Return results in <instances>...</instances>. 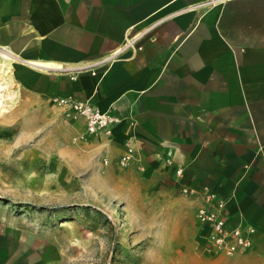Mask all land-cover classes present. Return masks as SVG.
<instances>
[{
  "label": "crops",
  "instance_id": "crops-1",
  "mask_svg": "<svg viewBox=\"0 0 264 264\" xmlns=\"http://www.w3.org/2000/svg\"><path fill=\"white\" fill-rule=\"evenodd\" d=\"M0 83L21 113L61 110V162L127 201L176 215L225 198L230 223L256 228L226 263L264 264V0H0ZM57 97L116 116L112 134L87 133Z\"/></svg>",
  "mask_w": 264,
  "mask_h": 264
},
{
  "label": "rangeland",
  "instance_id": "rangeland-1",
  "mask_svg": "<svg viewBox=\"0 0 264 264\" xmlns=\"http://www.w3.org/2000/svg\"><path fill=\"white\" fill-rule=\"evenodd\" d=\"M5 101L0 264H228L234 254L212 246L184 202L175 215L155 196L127 201L106 178L61 162V110L25 114Z\"/></svg>",
  "mask_w": 264,
  "mask_h": 264
},
{
  "label": "built area",
  "instance_id": "built-area-1",
  "mask_svg": "<svg viewBox=\"0 0 264 264\" xmlns=\"http://www.w3.org/2000/svg\"><path fill=\"white\" fill-rule=\"evenodd\" d=\"M139 37H133L128 41V45L139 44ZM55 102L67 117L81 118L86 123V131L89 134H112V127L118 121L113 114L102 111L100 108L91 103L75 99L72 97H57ZM77 136L75 140L82 138ZM135 148L126 143V151L120 158L122 165H128L134 158ZM103 162L108 163L104 158ZM182 172L181 168L177 169V174ZM184 192H188L189 188H183ZM205 203L197 206L195 215L199 222L206 226L204 236L215 247L218 252L232 255L238 252H244L250 249L254 244L256 228L249 224L239 221L230 223L225 216L227 200L213 191L205 194Z\"/></svg>",
  "mask_w": 264,
  "mask_h": 264
},
{
  "label": "bare ground",
  "instance_id": "bare-ground-1",
  "mask_svg": "<svg viewBox=\"0 0 264 264\" xmlns=\"http://www.w3.org/2000/svg\"><path fill=\"white\" fill-rule=\"evenodd\" d=\"M3 88H4L3 84L0 83V114L6 111V109L4 108L5 104L3 102V96H4L2 93Z\"/></svg>",
  "mask_w": 264,
  "mask_h": 264
}]
</instances>
